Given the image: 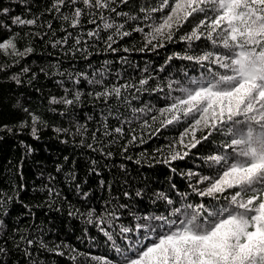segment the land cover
Returning <instances> with one entry per match:
<instances>
[{"label": "trees", "instance_id": "obj_1", "mask_svg": "<svg viewBox=\"0 0 264 264\" xmlns=\"http://www.w3.org/2000/svg\"><path fill=\"white\" fill-rule=\"evenodd\" d=\"M51 2L52 0H27L26 3L25 0H0L3 7L10 8L13 16H39L40 23L46 25L50 22L53 25L51 30L46 26L21 29L12 25L7 17L3 18V23L11 25V32L6 28L0 29V40L16 32L21 36L26 32L33 33L25 40L18 39V45L23 48L26 42L30 43L35 51L15 64L10 57L0 55V65L6 66L5 70L0 71V126L8 125L13 129L11 133L0 130V137H3L0 139V191L19 196V202H11L7 209L8 215L3 217L8 231L19 229L15 233L17 237L23 234L36 241L43 239L49 248L59 246L58 251H62L64 255H56L34 243L29 249L32 253L30 257H25L21 250L12 249L8 260L10 264H98L93 257H99L107 259L111 264H123L125 255L131 257L139 251L138 242L143 233H123L120 231L121 227L135 229L140 223L139 217L169 216L173 209L186 203L195 205L207 200L198 197L193 191L197 177L188 176V173L213 172L214 169L209 168L206 163V157L220 153L221 144L227 138L213 133L191 149L188 156L165 162L170 150L181 153L184 151L178 145V140L185 125L173 124L154 131L159 125L143 128L142 121L150 119L159 109L168 106L172 102L168 97L180 95L168 90L166 86L169 83L176 81L187 84L189 78L206 76L207 68L212 67L179 57L200 55L213 48L203 40L189 46L174 38L171 42H165L163 47L153 49L145 45L143 33L133 32L129 37L117 38L118 42L113 44V48L118 50L114 52L105 43L110 32L103 30L104 21L99 14L95 16V23H89L90 17L85 15L80 27L71 28L48 14L46 9ZM158 5L159 0H129L126 5L118 4L117 11L139 18L144 16L141 8L151 9ZM104 15L116 23H125L128 30L148 24L146 20H127L116 13L106 12ZM90 30H98L101 39L88 37L86 33ZM145 31H148L147 27ZM183 32L184 29H181L176 36L179 37ZM35 33L47 35L41 39ZM66 36V45L52 47V42ZM75 37L81 39V45L74 44ZM78 47L86 48L87 52L76 51ZM125 47L131 51L124 52ZM141 48L145 50L141 51ZM24 67L30 68V72L23 73ZM58 72L63 75H58ZM81 72L87 73L90 78L102 72L107 85L130 82L139 86L140 79L150 80L146 86L148 90L132 93L138 98L132 99L129 96V107L114 99L107 104L103 100L97 101L88 93L100 90V86L90 85L83 79L79 85H75L68 79L70 75L75 77ZM33 73L36 74L35 78L30 79ZM14 74L19 75L21 84L17 85L11 79ZM96 78H100L99 75ZM58 81H63V86ZM65 88L82 91V101L67 109L62 104L51 105L50 98L64 96ZM159 88H164V91H159ZM18 104L20 107H17ZM21 107H27L46 122V126H39V139L30 134V126L23 129L19 127L21 121L31 124L29 115L21 111ZM131 108L151 111L147 114L133 113ZM62 112L64 115L60 114ZM117 113L119 118H116ZM105 118L110 132L123 126L124 135L120 136L115 132L109 136L104 135ZM79 125L86 126L83 136L77 132ZM55 128L68 131L57 133ZM203 134L197 132V136ZM93 135L96 137L95 141L92 139ZM132 135L138 137L135 142H130ZM88 144H93L97 150L93 151ZM25 145L31 148L30 153ZM125 147L127 151H124ZM100 149L104 153L111 152V156L102 154ZM93 161L96 162L95 165L92 164ZM57 165H61L59 172L56 171ZM93 167L98 174L91 171ZM73 173L75 179H72ZM49 177L54 179L50 180ZM101 180L104 181L103 186ZM76 185H80V192ZM48 187L59 195H53L50 199ZM83 192L89 193L87 200L81 198ZM125 192L129 196L126 197ZM137 192L140 193L139 196L136 195ZM161 197H168L173 204H168ZM24 205H28V208ZM119 205L126 207L121 208ZM90 209H95L98 216H106L112 209L117 210L119 219H112L110 226L107 221L103 225L112 234V241L104 236L97 224L87 223L86 217L80 215ZM11 243L9 241L6 246ZM24 247L27 244L22 242L21 248ZM117 248L120 249L119 252Z\"/></svg>", "mask_w": 264, "mask_h": 264}, {"label": "snow or ice", "instance_id": "obj_2", "mask_svg": "<svg viewBox=\"0 0 264 264\" xmlns=\"http://www.w3.org/2000/svg\"><path fill=\"white\" fill-rule=\"evenodd\" d=\"M128 3L129 0H52L46 11L59 19L62 25L66 23L71 28L80 27L81 19L85 15L90 17L89 23H95V16L99 14L100 19L104 21L103 30L110 32L105 38V43L107 48L114 52L118 50L113 48V44L118 42L117 38L129 37L133 32L143 33L145 45L153 49L163 47L165 42H171L174 38L186 42L189 46L202 40L209 43L213 50L200 55L179 57L202 66L211 65L212 67L207 68V75L198 79L189 78L187 84H179L176 81L169 83L166 86L168 90L180 95L168 97L172 102L159 109L150 119L143 120L142 127L159 125L154 129L159 131L161 127L173 124L185 125L178 140V145L184 151L181 153L170 150L165 162L188 156L191 149L196 148L213 133L227 139L221 144L220 153L206 157V163L209 168L214 169L213 172L188 173V176L197 177L196 185H203H194L193 191L198 197L207 198L205 202L195 205L186 203L173 209L169 216L144 215L138 218L140 223L135 229L121 227L120 231L123 233H143L141 241L138 242L139 251L131 257L125 255L123 264H264V0H159L158 6L151 9L141 8L144 16L139 18L130 16L127 12L117 11L118 4ZM106 12L116 13L127 20H146L148 24L134 26L128 30L125 23L107 19L104 15ZM157 13L160 15H153ZM4 17L21 29L46 26L51 30L53 27L50 22L46 25L40 23L39 16H13L10 8L0 4V29L6 28L9 32L11 25L3 23ZM145 27L148 28L147 32ZM181 29H184V32L177 37L176 33ZM30 35L33 33L26 32L21 36L16 32L0 40V55L10 57L13 64L32 55L35 49L30 43L26 42L23 48L18 45V39L25 40ZM35 35L43 39L47 33ZM86 35L94 40L101 39L98 30H90ZM67 39L66 36L55 40L52 47L66 45ZM74 44L81 45V39L75 37ZM76 51L86 53L87 49L78 47ZM123 51L127 53L131 49L125 47ZM5 68V65H0V71ZM22 72L27 74L30 68L24 67ZM57 74L63 75L59 72ZM35 75L33 73L30 79H34ZM96 75L100 78L97 79ZM96 75L90 78L87 73L81 72L75 77L70 75L68 79L75 85H79L83 79L90 85L100 86V90L88 93L97 101L103 100L107 104L109 100L114 99L129 107V96L132 99L138 98L132 93L148 90L146 86L150 80L140 79L139 86L130 82L107 85L104 82V73ZM11 79L17 85L22 83L19 75L14 74ZM57 83L63 86V81ZM158 90L163 92L164 88ZM64 91V96H52L49 103L62 104L67 109L82 101L84 94L79 89L65 88ZM125 93L129 95L126 96ZM20 110L29 115L31 124L21 121L19 127L23 129L30 126V134L39 139V126H46V122L27 107H21ZM131 111L147 114L151 109L131 108ZM60 114L64 115L63 112ZM116 118H119L118 113ZM103 124L104 135H112V132L124 135L123 126L110 132L106 118ZM0 130L8 133L13 131L8 125L0 126ZM54 131L65 133L68 130L55 128ZM85 131L86 126H77V132L82 136ZM197 132L204 134L197 136ZM92 139L96 140L95 135ZM137 139L136 135H132L130 142ZM87 146L93 151L97 150L93 144ZM25 147L30 153L31 148L27 145ZM100 151L111 156V152L104 153L103 149ZM124 151H127V147ZM95 163L92 162L93 165ZM60 170L61 165H57L56 171ZM91 171L97 172L95 167ZM71 175L72 179L76 178L74 173ZM100 183L101 186L104 185L103 180ZM20 188L22 189L23 185ZM76 188L80 192V185H76ZM47 193L50 199L53 195H59L51 187L47 188ZM88 195V192H83L81 198L87 200ZM124 195L127 197L129 193L125 192ZM136 195L139 196L140 193L137 192ZM161 198L168 204H173L168 197ZM14 200L19 202L18 194L0 191V264H10L8 257L12 249L21 250L25 257H30L32 253L29 249L34 243L63 256L64 253L58 251L59 246L49 248L43 239L36 241L23 234L17 237L15 233H18L19 229L8 231L3 217L8 215V205ZM24 207L28 208V205ZM80 215L86 217L87 223L97 224L109 241L113 240L112 234L105 230L103 225L107 221L110 226L112 219H119L116 209H112L106 216H98L95 209ZM9 241H12L11 245L6 246ZM22 242L26 243L27 247L21 248ZM117 251L120 249L117 248ZM72 258L75 259V256ZM93 259H96L98 264H111L104 258Z\"/></svg>", "mask_w": 264, "mask_h": 264}]
</instances>
